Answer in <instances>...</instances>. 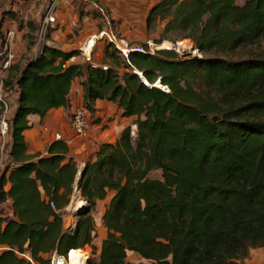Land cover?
<instances>
[{
  "label": "trees",
  "instance_id": "16d2710c",
  "mask_svg": "<svg viewBox=\"0 0 264 264\" xmlns=\"http://www.w3.org/2000/svg\"><path fill=\"white\" fill-rule=\"evenodd\" d=\"M145 23L150 33L161 24L155 43L188 38L202 55L131 52L104 67L68 63L76 50L42 44L11 66L3 91L17 98L4 156L13 164L0 171V203L10 200L15 217H0V264H29L25 251L40 264L52 251L95 253L92 210L107 197L92 264H132L129 252L148 264H244L264 247V57L224 56L264 36V0H154ZM104 55L118 58L109 43ZM76 78L83 108L92 116L96 100L115 103L134 117L135 137L123 127L81 167L59 139L26 155L28 116L68 107ZM73 196L87 206L66 227Z\"/></svg>",
  "mask_w": 264,
  "mask_h": 264
},
{
  "label": "rangeland",
  "instance_id": "374dc122",
  "mask_svg": "<svg viewBox=\"0 0 264 264\" xmlns=\"http://www.w3.org/2000/svg\"><path fill=\"white\" fill-rule=\"evenodd\" d=\"M50 1L51 0H0V39L4 40L5 34L9 30H13L15 33L13 50H15L16 56L13 59L11 66L17 65L18 67H22L28 59L36 55L42 44L49 45L51 44V41H58V35H60V37L62 38L64 37L66 41L74 42V38H76V36L78 35V30L81 29V26L77 22H74V20L69 15L67 17L62 14L63 12L61 13V2L59 3V7L55 13V22L48 29L40 31L39 24L43 18V13L48 7ZM85 2H87V4L89 3L88 0H72V3L75 6L74 10L77 11L79 9H82V3ZM83 9L82 12L84 11ZM147 34L148 37L146 39L153 40V38L156 37V34L154 33H150L147 31ZM182 40L189 41V43H191L193 47V50H190V55H186L187 57H197L202 55L199 51H197V48L194 47L192 40L187 38L176 39L175 41ZM163 41L171 43L175 42L169 39H165ZM142 42L144 41L138 42V44ZM186 52H189V50H185V52H182V54L184 55L186 54ZM224 56L230 59H243L254 56L264 57V36L256 43L240 47L232 51L231 53L225 54ZM120 68L121 69L118 70L120 73H122L124 69L122 67ZM79 80V78L76 79L72 87L71 100L73 107L71 111L79 107H83L82 104H80L79 99L81 91L78 87ZM7 91H5V93L4 91H2V97L7 101L10 108L13 109L15 106L14 90L9 89ZM95 106L97 108L92 116L87 112V117L89 119L90 125L93 127L92 131H96V133L93 134L95 140L89 141L90 145L86 147V154H80L76 156V160L77 162H79V164L80 162L85 160L90 155V153L93 152V150L96 148V144H98L99 141H103L104 139H116L119 136L120 130L125 126L130 125L131 136L132 138L135 137L136 127L133 124L134 117H122L120 114V109H118L113 103L107 104L102 101L96 102ZM115 135H117V137ZM90 138L91 137H89V139ZM83 141L84 140L81 139L80 143ZM149 176L152 178L159 177L160 171H152L150 172ZM109 195L110 192L108 196ZM107 199L108 197L103 201H98L96 206L92 210L96 231V238L94 240V243L97 247V251L95 253H92L91 248L87 245L83 248L87 249L90 253L88 263L86 264H92L93 259H95L98 255L100 238L104 234V230L102 229L103 226L101 223V214L104 210ZM74 205L78 206V210H80L81 206L85 205L86 207L87 203H85V201L79 199L78 197H74L72 200V207ZM72 207L69 211H65L63 213L64 218H68L66 222L69 224L75 221V217L73 215L74 210L72 209ZM127 259L132 264H148V261L141 259L137 254L132 252H129L127 254ZM241 262H243L244 264H264V247L251 249L248 256L242 259Z\"/></svg>",
  "mask_w": 264,
  "mask_h": 264
},
{
  "label": "crops",
  "instance_id": "0c3cea01",
  "mask_svg": "<svg viewBox=\"0 0 264 264\" xmlns=\"http://www.w3.org/2000/svg\"><path fill=\"white\" fill-rule=\"evenodd\" d=\"M60 2H61L60 7L62 9L61 13L63 12L62 14L67 17L69 15L74 20V22H77L81 26V29L78 30V35L76 36V38H74V42L66 41L65 38L60 37V35H58V37L56 36L58 38V41L50 42L51 44L49 45L56 47L60 50L77 51L79 46L86 41L87 37H89L94 33H97L100 29H102L106 25L105 23L107 20L110 21L113 30L120 37L125 38L129 43L138 44V42L145 41L146 38L148 37L145 18L149 8L154 3V0H88L89 2L88 4L87 2L82 3L83 4L82 9L84 7L83 12L82 9H79L77 11L74 10L75 6L72 3V0H60L59 3ZM59 3L57 5L56 11L59 7ZM96 4L97 7H101L104 10L105 16L98 11ZM160 30H161V24L158 26L154 34L157 35V33ZM106 44L108 43L105 40H99L94 45L90 57V62L93 65L103 64L105 67L106 63L115 65V62L121 61L122 56L118 52H117L118 58L113 60L112 58L106 57L104 55V48ZM84 61L85 58L80 54H78L75 55L73 61H68V63L84 62ZM118 69L121 68L119 67ZM79 79H80L79 80L80 83V81H82V78ZM74 81L72 83V87ZM72 87L70 90V104L68 105V107L51 108L42 118L35 114L28 116V122L30 127L24 132V138L26 143V150H25L26 155L31 156L36 153L45 154L47 145L51 141L57 139L62 140L68 146L69 153L74 157L75 160L77 155L86 154V147L90 145L89 141L95 140L93 134H95L96 131L95 130L92 131L93 128L92 127L86 137H79L72 132L69 124L70 117L74 112V110L71 111L73 107L71 100ZM78 87L79 90H81L80 84ZM14 94H15V106H16L17 92L14 91ZM81 94H82V90L80 91V96H79L80 104H82ZM102 101H104L107 104L113 103L104 99H98L95 101V103ZM15 106L13 109H11V114L13 113ZM96 108L97 107L95 106V110ZM124 118H128V117H124ZM56 135H60V138H56ZM115 136L117 137V135ZM89 137L91 138L89 139ZM81 139H83L84 141L80 143ZM114 140L115 139H111V140L104 139L103 141H99V143L104 141H114ZM98 144H96V146ZM95 149L93 150V152L95 151ZM93 152L90 153L89 156H91ZM84 161L85 160L80 162V164L78 162L80 167L83 165ZM7 164H13V162H11L9 158H6L3 163V166ZM72 200L65 208H63L62 213H64L65 211H69L71 209ZM0 217H3L4 219L15 217V213L11 209L10 200L0 203ZM62 217L64 220V225L67 227L69 225V223L66 222L68 218L67 217L64 218L63 215ZM102 229L104 230L103 227ZM102 237L100 238V241ZM5 248L8 247L0 244V253ZM23 253L30 255V253L27 251ZM21 254L22 253H18L20 257H24ZM48 255L49 253L43 254V257L47 258Z\"/></svg>",
  "mask_w": 264,
  "mask_h": 264
},
{
  "label": "built area",
  "instance_id": "2783aa9c",
  "mask_svg": "<svg viewBox=\"0 0 264 264\" xmlns=\"http://www.w3.org/2000/svg\"><path fill=\"white\" fill-rule=\"evenodd\" d=\"M60 0H51L45 12L43 13V18L40 21V31L48 29L56 20L55 11ZM97 7V4H96ZM98 11L105 16V12L101 7H97ZM106 25L100 29L97 33H94L87 37L86 41L81 44L77 50V53L85 58V60H90L92 49L97 41L105 40L128 62V55L131 52H142L153 54L157 50L167 49L174 51L182 57H187L182 54L185 50H193L192 44L187 40L175 41L173 43L162 41L160 43H155L152 39H146L143 43L133 44L129 43L125 38L120 37L112 28L109 20L106 21ZM14 36L13 30H9L4 37V40L0 39V171L3 167V163L6 159L5 152L9 141V118L11 116V108L7 101L2 97L3 91V80L8 74L11 68V63L16 56L14 46ZM187 41V42H186ZM186 42V43H183ZM146 45V46H145ZM188 52H186L187 54ZM75 56L70 57L68 61H73ZM67 61V62H68ZM135 73L139 75L143 83L147 86H152L143 77L142 73L138 70H134ZM160 84V83H158ZM162 90L168 92L167 86H158ZM70 128L72 132L79 137H86L90 132L92 126L90 125L89 119L87 117V111L83 107H79L74 110L70 117ZM56 138H60V135H56ZM74 197V196H73ZM73 199V198H72ZM79 207L74 205L72 209L76 211ZM74 222L69 224L73 226ZM78 250V251H73ZM73 252L74 259L77 262L88 263L90 253L87 249L77 248L70 249L66 254H58L55 251L49 253L47 260L48 264H68L70 261V253ZM24 259L29 264H40L38 261L33 259L30 255L22 253Z\"/></svg>",
  "mask_w": 264,
  "mask_h": 264
},
{
  "label": "bare ground",
  "instance_id": "6f19581e",
  "mask_svg": "<svg viewBox=\"0 0 264 264\" xmlns=\"http://www.w3.org/2000/svg\"><path fill=\"white\" fill-rule=\"evenodd\" d=\"M74 255H75V254H74L73 252L70 253V261H69L68 264H86V263L77 262V260L74 259Z\"/></svg>",
  "mask_w": 264,
  "mask_h": 264
},
{
  "label": "water",
  "instance_id": "95a60500",
  "mask_svg": "<svg viewBox=\"0 0 264 264\" xmlns=\"http://www.w3.org/2000/svg\"><path fill=\"white\" fill-rule=\"evenodd\" d=\"M186 55H190V53L188 52L187 54H184V56H186ZM158 83H160L159 79L152 86H157L158 87V85H157Z\"/></svg>",
  "mask_w": 264,
  "mask_h": 264
}]
</instances>
